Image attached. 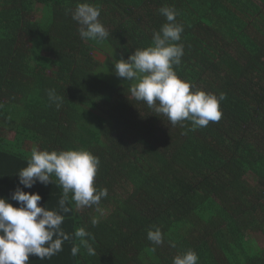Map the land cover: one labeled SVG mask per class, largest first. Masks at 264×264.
Wrapping results in <instances>:
<instances>
[{
	"label": "trees",
	"instance_id": "trees-1",
	"mask_svg": "<svg viewBox=\"0 0 264 264\" xmlns=\"http://www.w3.org/2000/svg\"><path fill=\"white\" fill-rule=\"evenodd\" d=\"M84 2L100 9L106 39L80 37L72 12ZM166 6L184 25L174 70L225 94L219 122L172 125L131 96L133 82L99 74L97 55L114 64L153 45ZM33 148L89 150L101 162L95 185L108 190L79 209L70 194L61 225L70 239L42 264H173L189 249L198 264H264V0H0V197L11 203L7 187H23L17 173ZM51 179L25 190L60 211ZM80 227L95 255L83 246L72 255ZM154 227L160 245L147 239Z\"/></svg>",
	"mask_w": 264,
	"mask_h": 264
},
{
	"label": "clouds",
	"instance_id": "clouds-1",
	"mask_svg": "<svg viewBox=\"0 0 264 264\" xmlns=\"http://www.w3.org/2000/svg\"><path fill=\"white\" fill-rule=\"evenodd\" d=\"M161 15L166 22L153 33V45L137 48L128 59H119L114 63V72L120 78L131 83L130 94L137 101L144 102L157 116H164L172 124L190 121L192 129L206 127L210 122H219L222 117L221 101L225 94L217 96L201 89L193 88L190 81L180 78L174 66L181 63L184 46L179 43L184 25L176 21L178 15L173 7H162ZM100 9L90 3H78L72 12V19L79 24V35L84 40L102 41L109 32L99 20ZM49 99L59 102L62 98L49 90ZM100 159L86 149L39 150L33 148L27 166L17 174L19 184L11 194V200L0 197V264H28L30 255L39 259H51L63 250L62 245L70 239L61 225L62 213H68L71 201L77 209L99 205L102 198L108 196L106 188L95 185V177ZM55 176L62 187L63 196L59 201L60 211L49 210L40 205L39 193L26 192L39 182L47 186L53 183ZM97 221L92 220L95 225ZM75 237L80 243L71 249L75 256L81 246L89 255H95V249L89 242L91 234L84 227L78 228ZM147 239L154 245L164 242L159 227L149 229ZM175 247V245H172ZM198 254L189 249L178 254L173 264H198Z\"/></svg>",
	"mask_w": 264,
	"mask_h": 264
},
{
	"label": "crops",
	"instance_id": "crops-1",
	"mask_svg": "<svg viewBox=\"0 0 264 264\" xmlns=\"http://www.w3.org/2000/svg\"><path fill=\"white\" fill-rule=\"evenodd\" d=\"M3 133V135L7 138V139H9V140H13V138H14V136H15V133L14 132H8V131H3L2 132ZM6 165L2 162V161H0V174L2 175V176H4V175H6ZM18 186L16 185V184H10L8 187H7V194L10 196V198H11V194L15 191V189L17 188ZM6 189L4 186H3V183H2V180H0V190L1 189ZM23 188V187H22ZM24 191H26L25 190V188L23 189ZM27 191L28 192H31V190H28L27 189ZM2 192H3V190L2 191H0V195H3L2 194ZM48 197H45V196H42V200L40 201V205L41 206H45V207H47L48 208V206H47V204H49L50 203V198L51 197H49V199L46 201V199H47ZM12 201V200H11ZM13 203V205L14 206H18V203L16 202V201H12ZM46 261H50V259H48V258H45V259H39V257H37V256H35V255H30V257H29V262H28V264H42L43 262H46Z\"/></svg>",
	"mask_w": 264,
	"mask_h": 264
},
{
	"label": "rangeland",
	"instance_id": "rangeland-1",
	"mask_svg": "<svg viewBox=\"0 0 264 264\" xmlns=\"http://www.w3.org/2000/svg\"><path fill=\"white\" fill-rule=\"evenodd\" d=\"M36 17V16H34ZM37 17L39 18L40 15H37ZM36 17V18H37ZM97 58L102 62V66H101V70L99 71V74L106 78V79H112V80H118V81H124L127 80L126 78H120L118 77L115 72H114V64H113V60H110L108 58H103L102 56H98ZM126 82V81H125ZM260 244L264 245V242H260Z\"/></svg>",
	"mask_w": 264,
	"mask_h": 264
}]
</instances>
